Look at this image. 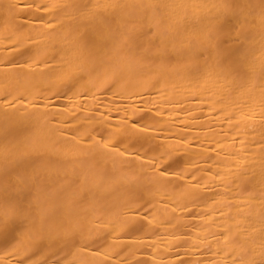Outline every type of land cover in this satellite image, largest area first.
<instances>
[{
    "label": "bare ground",
    "instance_id": "1",
    "mask_svg": "<svg viewBox=\"0 0 264 264\" xmlns=\"http://www.w3.org/2000/svg\"><path fill=\"white\" fill-rule=\"evenodd\" d=\"M0 264H264V0H0Z\"/></svg>",
    "mask_w": 264,
    "mask_h": 264
},
{
    "label": "snow or ice",
    "instance_id": "2",
    "mask_svg": "<svg viewBox=\"0 0 264 264\" xmlns=\"http://www.w3.org/2000/svg\"><path fill=\"white\" fill-rule=\"evenodd\" d=\"M3 226H4V227H8V225H7V224H4Z\"/></svg>",
    "mask_w": 264,
    "mask_h": 264
}]
</instances>
